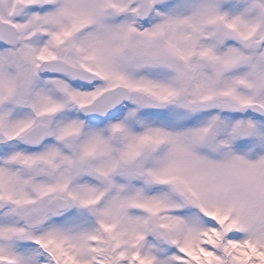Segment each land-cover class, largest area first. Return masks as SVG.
<instances>
[{
  "label": "snow or ice",
  "instance_id": "6c2138e0",
  "mask_svg": "<svg viewBox=\"0 0 264 264\" xmlns=\"http://www.w3.org/2000/svg\"><path fill=\"white\" fill-rule=\"evenodd\" d=\"M0 264H264V0H0Z\"/></svg>",
  "mask_w": 264,
  "mask_h": 264
}]
</instances>
